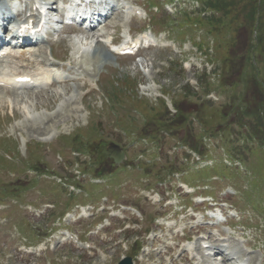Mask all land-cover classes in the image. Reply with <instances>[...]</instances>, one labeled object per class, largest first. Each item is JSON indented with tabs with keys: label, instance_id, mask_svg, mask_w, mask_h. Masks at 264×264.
<instances>
[{
	"label": "rangeland",
	"instance_id": "1",
	"mask_svg": "<svg viewBox=\"0 0 264 264\" xmlns=\"http://www.w3.org/2000/svg\"><path fill=\"white\" fill-rule=\"evenodd\" d=\"M45 1L47 4L54 1L53 9L47 15L49 37L31 47L40 52L22 65L31 67L40 61L49 65L48 48H51L55 56L67 58L71 64L63 72L78 68L82 75L81 79L69 78L68 81L63 76L62 82L46 91L0 89V182L26 186L35 176L34 172L23 171L16 180V177L10 178L5 174L3 166L25 170L27 161L41 173H50V179L66 175L69 181L78 180L79 170L82 171L86 165L90 168L85 171L107 174L117 167L111 168L113 161L104 155L102 149V142L109 141L125 150L123 163H137V159L155 160L157 163L151 164V173L165 175L169 167L182 163L179 161L180 152L176 153L177 156L168 155L176 140L184 141L201 152L208 150L211 155L205 159L208 163L212 160L220 165L228 154L241 160V175L237 174L235 178L243 185V190L244 187L247 189L250 200L251 196L254 199L256 196L264 211V181L259 187L254 182L256 170H263L259 177H264V0H200L198 3L188 0L185 4H173L170 6L173 9L184 7L186 13H190L185 18L188 24L182 23L183 26L170 30L165 39V33H160L158 46L144 49L136 57L116 56L109 51L111 39L128 42V30L134 36L133 31L145 22L124 14L132 0H128L127 5L125 0H113L115 7L111 18L91 33H78L73 27L60 25L59 13L67 8L62 4L64 0ZM103 1L98 0V4ZM140 1L137 2L140 4ZM0 5L6 14L8 10L15 14L24 7L21 1H14L11 6L8 0H0ZM90 6L81 1L73 8L84 12ZM180 16L181 13H177L174 18ZM155 30L160 32L161 29L156 27ZM178 31L183 32V36L178 37ZM52 70L61 74L60 70ZM124 129L127 135H124ZM163 129L167 131L162 132ZM210 134L214 137L210 138ZM132 135L155 136L151 140L133 141ZM77 137L88 142L84 152L89 154V158L82 154L75 160L77 154L67 149L72 147L70 139ZM64 139L70 140L71 144L66 147ZM8 151L12 157L17 156L10 162L5 159L8 155H3ZM61 152L64 157L59 155ZM234 162L238 165L237 160ZM125 175L128 173L120 174L119 179L131 181V187L123 186L115 192L116 196L106 193L110 200L107 204L114 200L116 207L119 203L133 205L143 213L141 218L126 213V223L111 221V225L100 231L98 237L91 236L94 230L87 233L82 242L91 246L94 241L97 246L95 249H82L59 241L63 229L79 235L85 228L92 229L95 223L104 225L101 221L104 214L101 215L98 209L94 213L97 216L79 222H74L76 218L73 216H65L61 226L50 232L48 240L55 247L53 251L48 249L41 256L27 255L22 250L19 234L21 238H29L33 235V227L40 237L44 236L56 214L65 207L64 198L55 196L58 206L45 208L40 204L45 196L40 191L50 194L53 183L41 174L37 187L24 194L27 199L18 200L20 206H33L30 200L39 202L37 208L0 210V213L6 211L8 215L4 218L19 230L18 233L12 228L13 234L6 232L8 224L0 223V264H117L125 256L133 257L140 243L143 248L132 259L133 264H172L173 260L180 264L183 247L171 242L170 237L174 235L171 230L187 226L189 231L185 234L192 235L190 229L201 220V216L196 215L193 222L187 223L190 216L187 210L186 218L173 216L175 220L167 223L175 221L173 228L164 226L163 233L156 230V234L145 236L146 228L163 226L162 220H157L161 225L155 227L147 219L164 215L165 211L159 203H154L155 193L144 187L154 181L152 175L144 177L135 170H131V179ZM87 179L88 173H84L79 181L83 185ZM175 182L176 179L171 184ZM230 185L224 180L209 187L215 188L218 198L224 199L231 190ZM106 186L111 190L121 186V182L114 181L104 189ZM100 189L101 186L94 190L89 187L87 196L81 194V197L93 198ZM147 192L151 195L144 198ZM231 200L242 204L238 199ZM248 209L243 215L248 218L242 222L249 228L243 230L237 226L235 230L238 232L226 227L218 228L226 234L222 241L224 249L221 250H225L226 244V251L233 247L227 264H235L242 250L246 251L247 258L253 259L251 264H264V217L254 209ZM167 213L168 219L173 218L172 211ZM215 215L222 219L219 211ZM212 233L216 234L215 231ZM176 237L183 239L181 233ZM193 238L196 237L191 236ZM31 244L34 246L36 242ZM195 255L192 264H225L219 258L202 261L200 251Z\"/></svg>",
	"mask_w": 264,
	"mask_h": 264
},
{
	"label": "water",
	"instance_id": "2",
	"mask_svg": "<svg viewBox=\"0 0 264 264\" xmlns=\"http://www.w3.org/2000/svg\"><path fill=\"white\" fill-rule=\"evenodd\" d=\"M107 151H108L107 155L113 156L116 162H119L123 157V154L120 152L119 147H117L112 143L108 144ZM118 264H131V259L127 257L121 260Z\"/></svg>",
	"mask_w": 264,
	"mask_h": 264
},
{
	"label": "bare ground",
	"instance_id": "3",
	"mask_svg": "<svg viewBox=\"0 0 264 264\" xmlns=\"http://www.w3.org/2000/svg\"><path fill=\"white\" fill-rule=\"evenodd\" d=\"M24 57H25V53L23 52V53H21V55L19 56V59H24ZM24 72H26V71H16V72H13V73H11L10 75H7V76L5 77V81H6L8 84L14 85V84H12L13 82H12V80H11V79H14V78H13L14 75L18 76V75H20V74H22V73H24ZM27 73H29V72H27ZM12 76H13V77H12ZM35 80H36V79H35ZM0 89H3V88H0ZM3 90H5V89H3Z\"/></svg>",
	"mask_w": 264,
	"mask_h": 264
},
{
	"label": "trees",
	"instance_id": "4",
	"mask_svg": "<svg viewBox=\"0 0 264 264\" xmlns=\"http://www.w3.org/2000/svg\"><path fill=\"white\" fill-rule=\"evenodd\" d=\"M261 126V125H260Z\"/></svg>",
	"mask_w": 264,
	"mask_h": 264
}]
</instances>
